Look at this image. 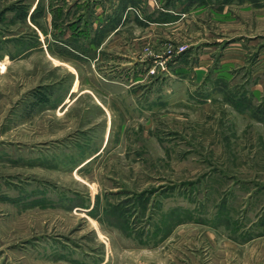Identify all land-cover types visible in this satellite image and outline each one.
Instances as JSON below:
<instances>
[{"label":"rangeland","instance_id":"374dc122","mask_svg":"<svg viewBox=\"0 0 264 264\" xmlns=\"http://www.w3.org/2000/svg\"><path fill=\"white\" fill-rule=\"evenodd\" d=\"M71 1L0 0V264H264V0L116 12L94 50ZM183 47L208 77L168 95ZM134 57L137 98L105 82Z\"/></svg>","mask_w":264,"mask_h":264},{"label":"crops","instance_id":"0c3cea01","mask_svg":"<svg viewBox=\"0 0 264 264\" xmlns=\"http://www.w3.org/2000/svg\"><path fill=\"white\" fill-rule=\"evenodd\" d=\"M115 1L74 0L69 3L72 5L73 11H75V17L78 18L72 19L66 25L69 26L70 30L84 31L82 35L87 36L86 40L84 38L77 39L80 45H87L94 50L95 42L94 39L88 37L89 32L110 29L113 23V19L110 16L116 12L120 15L123 14L121 18L122 24L131 16L135 22H144L151 27H174L187 15V12H185L186 7L194 2L192 0H139V4L133 5L127 4V1L122 4L121 0H119L113 5L112 3ZM60 6L62 5L60 4ZM64 14H66V11ZM161 16H166L170 22L160 23V21H157ZM178 55L180 54L170 58L167 65V73H164L162 80H159V76L153 78V81L159 87L163 85L168 95L175 94L177 85L178 87L181 85L189 87L191 84L202 85L208 77L207 67H209L210 61H208L207 57L205 59L200 57L197 62L189 63L188 60L183 59V55ZM96 57L94 56L93 60ZM143 63L142 59L130 58L118 71H112V74L108 75L109 81L105 80L106 84L109 85V88H118L119 92L121 91V94L123 93L126 97L129 91L136 98L139 97L136 93L137 87L145 82ZM154 82L150 81L149 83L153 84ZM154 86L155 83L153 84ZM136 98L132 97V99ZM252 264H256V262H252Z\"/></svg>","mask_w":264,"mask_h":264},{"label":"built area","instance_id":"2783aa9c","mask_svg":"<svg viewBox=\"0 0 264 264\" xmlns=\"http://www.w3.org/2000/svg\"><path fill=\"white\" fill-rule=\"evenodd\" d=\"M186 49H187L186 47L181 48L179 50V52H177V54L183 53ZM156 65L151 69V74L152 75L157 74V70H159V69H157V67H159L161 69H165V63L164 62L159 61V62L156 63Z\"/></svg>","mask_w":264,"mask_h":264}]
</instances>
